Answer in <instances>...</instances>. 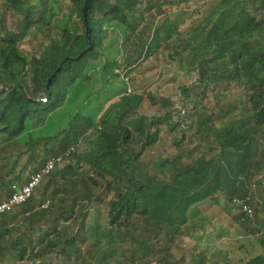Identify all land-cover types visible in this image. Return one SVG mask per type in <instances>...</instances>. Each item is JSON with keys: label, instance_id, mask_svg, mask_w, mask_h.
<instances>
[{"label": "trees", "instance_id": "16d2710c", "mask_svg": "<svg viewBox=\"0 0 264 264\" xmlns=\"http://www.w3.org/2000/svg\"><path fill=\"white\" fill-rule=\"evenodd\" d=\"M67 1L70 16L57 18L55 1L4 0L17 18L6 26L0 17V168L12 158L25 162L1 182L0 203L13 184L74 151L26 203L0 215V264H87L80 245L99 227L106 231L92 244L107 245L86 252L97 264H208L203 249H184L181 240L193 206L219 196L236 208L231 224L255 236L261 250L237 264H264V0H208L187 27L182 14L166 19L136 58L121 60L108 30L128 31L127 43L168 1L148 0L145 8L141 0H88L85 8L86 0ZM30 34L41 38L39 50L24 53ZM172 36L196 71L182 101L211 94L215 102L194 119L182 108L173 116L169 99L148 94L165 115L147 121L137 113L142 95L113 81L132 70L145 45L160 48ZM91 73L109 94L91 88ZM111 97L117 102L104 110ZM89 135V149L78 153ZM235 199L249 200L251 218Z\"/></svg>", "mask_w": 264, "mask_h": 264}, {"label": "rangeland", "instance_id": "374dc122", "mask_svg": "<svg viewBox=\"0 0 264 264\" xmlns=\"http://www.w3.org/2000/svg\"><path fill=\"white\" fill-rule=\"evenodd\" d=\"M54 1L58 8L57 18L66 17L67 14L70 16L69 11L71 9V4L67 0H46L48 5ZM167 1L169 4L167 3V5L163 7L164 13L158 14L151 9V12L145 16L143 25L141 26L142 28H140L127 43L125 41V35H129L128 31L123 33L118 29H114V31H111V29L108 30L109 36L116 39L115 44L120 50L118 55H114L116 60H121L124 58L125 54L133 55L132 57L136 58L137 53L142 49V44L147 37H151L153 30L166 19V22L169 23L171 19L182 14L181 18H183L184 23L181 24V27H187L192 21L201 17L204 6L208 2V0H186L180 4L179 2H181V0ZM147 2L148 0H141L143 8L147 7ZM182 11H184V13ZM3 15H5L4 22L6 26L11 25L17 18L16 14L4 7V0H0V17ZM74 19L75 18H73V20ZM40 39L41 38H37L30 34L21 43V50L24 53H30L31 51L38 52ZM175 39L176 36H172V38L160 48H155V46L147 48V45H145L140 58L133 66L132 70H128L129 73L126 71V73L120 72L119 78L113 81L114 86H122V84L129 83V88L132 92H135L137 95H142L141 107L137 113L139 116L142 115L146 117L147 121L165 115V110L160 105L152 104L149 101L147 97L148 94L157 98L169 99L173 103L171 111L173 116H175V110L182 108L186 110V113H191L193 111L194 119L198 117L202 118L211 111L214 105L215 100L211 94L204 99L201 96L192 97L190 98L191 101L188 100L189 103H187V100L182 101L184 98L182 96V88L186 87L192 90L196 81V71L191 63L189 53L182 51L181 47L175 42ZM175 51H177L179 55L174 54ZM90 75L93 76L91 88L99 93L103 92L109 94L106 88L102 90L99 75L95 73H91ZM126 87L128 89L127 85ZM189 93L191 94L192 92L190 91ZM116 102L117 99L111 97L103 106L104 110ZM182 105H185V107H181ZM168 138L169 137H167V139ZM90 143L91 137L89 135L79 143L77 152L83 153L87 151ZM1 156L2 155H0V157ZM17 161H19L18 164ZM24 162L25 159L16 160L15 158L4 161L2 164L5 165L4 169L0 168V186L2 181H7L11 176L18 174L19 168L22 167ZM11 168L13 173L9 176L8 171L11 170ZM31 169L28 168L21 173V181L27 179ZM37 191L38 188L35 189V193ZM235 211L236 208L232 204L225 202L221 196L217 197L215 202H213V198H209L196 204L190 212V220L187 224V228L184 230L181 247L188 250L195 247L196 253L203 249L208 264L243 263L249 258L260 254L261 250L259 249L257 238L255 236L244 235L243 230L237 223H232L231 225L229 219L235 214ZM93 213L94 212H91L89 215L90 221L94 219ZM102 222H104L103 219L101 220V223ZM99 229H101V233L106 231L104 227H99L97 231H99ZM97 231L91 229V237L87 236L86 243L80 245L83 254L81 257L87 261V264H97L95 261L91 260L93 258L92 256H90L89 259L88 256H86L88 250H99V248H104L107 245L105 243L107 239H102L99 247L95 248L93 246L92 243L97 235ZM115 241H117V239H115ZM93 247L94 249H92ZM60 261L62 262V260L58 258L53 260L52 263L58 264ZM100 262L102 261L100 260ZM185 262L187 263L188 261L185 260ZM103 263L106 264L105 261H103ZM108 263L115 264L111 259H108ZM189 263L191 264L190 261ZM70 264L78 263L71 261Z\"/></svg>", "mask_w": 264, "mask_h": 264}, {"label": "built area", "instance_id": "2783aa9c", "mask_svg": "<svg viewBox=\"0 0 264 264\" xmlns=\"http://www.w3.org/2000/svg\"><path fill=\"white\" fill-rule=\"evenodd\" d=\"M73 151L74 149L70 148L60 156L48 160L38 172L30 176V178L24 185L19 186L17 184H13L11 187L13 190L12 195L5 201L0 203V215L10 213L16 207L26 203L34 193L35 189L44 179V177H46L51 171H53L55 167L63 161V158L67 157ZM248 202V199H235L234 205L239 207L246 217L251 218L253 216V210ZM43 207H46V204H44ZM261 225L264 229V211L262 215Z\"/></svg>", "mask_w": 264, "mask_h": 264}, {"label": "water", "instance_id": "95a60500", "mask_svg": "<svg viewBox=\"0 0 264 264\" xmlns=\"http://www.w3.org/2000/svg\"><path fill=\"white\" fill-rule=\"evenodd\" d=\"M87 2H88V0H86V1H85V3H84V8H85V6H86Z\"/></svg>", "mask_w": 264, "mask_h": 264}, {"label": "crops", "instance_id": "0c3cea01", "mask_svg": "<svg viewBox=\"0 0 264 264\" xmlns=\"http://www.w3.org/2000/svg\"><path fill=\"white\" fill-rule=\"evenodd\" d=\"M263 185H264V182H263ZM229 220H230V219H229ZM231 225H232V224H231ZM231 225H230V226H231Z\"/></svg>", "mask_w": 264, "mask_h": 264}]
</instances>
